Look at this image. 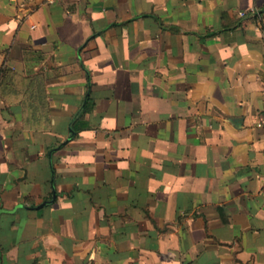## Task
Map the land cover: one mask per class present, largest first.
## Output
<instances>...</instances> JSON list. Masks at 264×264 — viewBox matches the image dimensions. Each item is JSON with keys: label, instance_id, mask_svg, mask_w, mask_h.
Here are the masks:
<instances>
[{"label": "crops", "instance_id": "crops-1", "mask_svg": "<svg viewBox=\"0 0 264 264\" xmlns=\"http://www.w3.org/2000/svg\"><path fill=\"white\" fill-rule=\"evenodd\" d=\"M0 264H264V0H0Z\"/></svg>", "mask_w": 264, "mask_h": 264}, {"label": "built area", "instance_id": "built-area-1", "mask_svg": "<svg viewBox=\"0 0 264 264\" xmlns=\"http://www.w3.org/2000/svg\"><path fill=\"white\" fill-rule=\"evenodd\" d=\"M259 125H262V123H260Z\"/></svg>", "mask_w": 264, "mask_h": 264}]
</instances>
